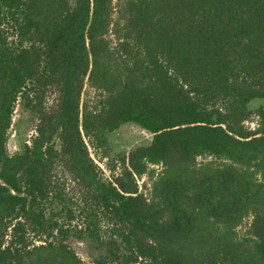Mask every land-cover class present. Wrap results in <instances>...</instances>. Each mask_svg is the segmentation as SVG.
Masks as SVG:
<instances>
[{
  "label": "trees",
  "instance_id": "obj_1",
  "mask_svg": "<svg viewBox=\"0 0 264 264\" xmlns=\"http://www.w3.org/2000/svg\"><path fill=\"white\" fill-rule=\"evenodd\" d=\"M0 264H264V0H0Z\"/></svg>",
  "mask_w": 264,
  "mask_h": 264
},
{
  "label": "rangeland",
  "instance_id": "obj_2",
  "mask_svg": "<svg viewBox=\"0 0 264 264\" xmlns=\"http://www.w3.org/2000/svg\"><path fill=\"white\" fill-rule=\"evenodd\" d=\"M88 92H90V89L89 88H87L86 89V94H88ZM20 117H22V113H21V110H20V108L18 107L17 109H16V114H15V121L17 120L18 121V119H20ZM248 124L251 126V127H253L254 126V124H255V121H250V122H248ZM29 123L28 122H26V121H23L22 122V124H21V126L22 127H24L25 129L26 128H28V130L31 128V127H29ZM13 132V134H12V137H11V139H10V141H9V149H10V151H15L17 148H16V141H15V139H14V137H15V132L14 131H12ZM123 134L124 135H127V136H129V135H144L145 137H150V135L147 133V132H145V131H143V130H141L139 127H135V126H130V127H127L126 129H124L123 130ZM90 150H91V153H92V156L94 157V159H95V161L98 163V165H100L103 169H104V172L107 174V175H109L110 174V172L106 169V167H105V160L104 159H101V155H100V153L99 152H97V150H95L93 147H91L90 146ZM157 169H158V171L161 169L160 168V166H155ZM144 183L145 184H147V186H144ZM139 184H140V186H141V189L143 190V191H145V192H148L149 191V187H150V182H149V179H148V177L147 176H144V177H142V178H139ZM245 226V225H244ZM244 228V227H243ZM75 246V248H76V250H77V252H78V254L84 259V260H89V257H88V254H87V250H86V248L84 247V245L83 244H75L74 245Z\"/></svg>",
  "mask_w": 264,
  "mask_h": 264
}]
</instances>
